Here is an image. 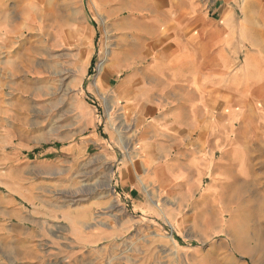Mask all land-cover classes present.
Here are the masks:
<instances>
[{
  "label": "crops",
  "instance_id": "obj_1",
  "mask_svg": "<svg viewBox=\"0 0 264 264\" xmlns=\"http://www.w3.org/2000/svg\"><path fill=\"white\" fill-rule=\"evenodd\" d=\"M58 2L76 104L58 126L17 117L0 141L12 149L0 170V264H126L137 237L121 231L144 222L137 195H191L207 178L206 193L260 210L244 239L264 241V175L248 149L264 145V105H253L264 97V0ZM54 6L0 0V30L50 31ZM98 34L111 46L96 80L119 79L114 97L127 101L99 110L78 104ZM180 224L191 230V217Z\"/></svg>",
  "mask_w": 264,
  "mask_h": 264
},
{
  "label": "rangeland",
  "instance_id": "obj_2",
  "mask_svg": "<svg viewBox=\"0 0 264 264\" xmlns=\"http://www.w3.org/2000/svg\"><path fill=\"white\" fill-rule=\"evenodd\" d=\"M58 1L53 0L50 31H26L6 37L0 30V41L7 38L11 42L8 48L0 49V141L11 132L12 124H17V117H39L58 126L65 109L76 104L65 75V33L61 29L64 13ZM84 3L87 5V0ZM8 21L15 27L19 25L12 17ZM110 43L107 35L98 34L96 45L100 49V59L92 69V74L96 75L85 81L79 105L99 110L126 104L124 98L114 97L119 79L108 83L96 80L105 67ZM21 45L25 49H19ZM253 100L254 106L264 105V97ZM35 108L47 109V112L33 113ZM104 116L108 118L109 114ZM53 127L56 126H52L54 134L60 133ZM248 149L264 175V145ZM11 152V146H0V170L10 165L5 161ZM250 163L256 165L252 160ZM208 184L207 178L199 192L191 195L177 188L160 192L149 188L148 193L137 195L146 206L144 212L138 214L144 222L135 223L131 230L121 231L137 237L126 243L129 251L126 257L130 256L125 259L126 264H264V241L244 239L252 223L260 219V210H253L251 202L242 200L241 196L237 201L227 202L221 195L206 193ZM188 217H191V230L187 224H180ZM118 261L121 259L117 258L114 263Z\"/></svg>",
  "mask_w": 264,
  "mask_h": 264
},
{
  "label": "bare ground",
  "instance_id": "obj_3",
  "mask_svg": "<svg viewBox=\"0 0 264 264\" xmlns=\"http://www.w3.org/2000/svg\"><path fill=\"white\" fill-rule=\"evenodd\" d=\"M18 69V68H17Z\"/></svg>",
  "mask_w": 264,
  "mask_h": 264
}]
</instances>
